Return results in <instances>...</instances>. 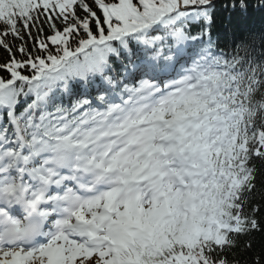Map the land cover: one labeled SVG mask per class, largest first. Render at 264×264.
Masks as SVG:
<instances>
[{"label":"snow or ice","instance_id":"snow-or-ice-1","mask_svg":"<svg viewBox=\"0 0 264 264\" xmlns=\"http://www.w3.org/2000/svg\"><path fill=\"white\" fill-rule=\"evenodd\" d=\"M216 7L0 0V264H264V28Z\"/></svg>","mask_w":264,"mask_h":264},{"label":"trees","instance_id":"trees-1","mask_svg":"<svg viewBox=\"0 0 264 264\" xmlns=\"http://www.w3.org/2000/svg\"><path fill=\"white\" fill-rule=\"evenodd\" d=\"M217 7L213 10L214 25L213 38L219 37L223 46L226 30L259 31L264 28V12L259 10V0H250L251 9L247 15H240L232 11L233 0H215Z\"/></svg>","mask_w":264,"mask_h":264}]
</instances>
